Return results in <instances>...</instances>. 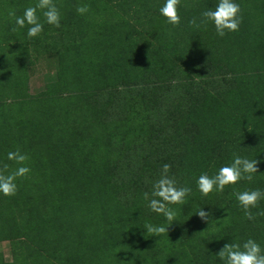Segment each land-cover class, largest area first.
<instances>
[{"label":"trees","instance_id":"obj_1","mask_svg":"<svg viewBox=\"0 0 264 264\" xmlns=\"http://www.w3.org/2000/svg\"><path fill=\"white\" fill-rule=\"evenodd\" d=\"M54 2L61 26L28 38L8 12L36 0H0V168L19 166L7 160L17 149L31 168L15 196L0 194L12 253L0 264H220L231 241L264 247V200L248 220L232 187L205 197L195 183L236 153L259 172L237 189L264 190V0H237L239 31L223 37L190 23L216 0H181L179 26L161 0ZM44 55L57 56L56 80L32 96L31 58ZM164 164L193 189L170 226L143 197Z\"/></svg>","mask_w":264,"mask_h":264},{"label":"clouds","instance_id":"obj_2","mask_svg":"<svg viewBox=\"0 0 264 264\" xmlns=\"http://www.w3.org/2000/svg\"><path fill=\"white\" fill-rule=\"evenodd\" d=\"M180 4L181 0H161L158 13L166 24L172 26L181 24ZM76 11L78 14L84 15L88 12V8L79 6ZM240 14L241 8L237 0H216L214 8H207L201 12L199 23L196 20H192L190 23L197 28L210 24L215 28L216 34L223 37L229 32L239 31ZM8 16L15 25L13 31L27 28L28 38L39 37L45 30V24L59 28L62 20L61 11L54 0H36L34 5L23 10L22 15H17L13 9L9 10ZM28 159L27 154L22 153L19 149L7 153V160L14 161L19 166L11 172L8 171V164H4L0 168V194L6 197L16 195L18 191L17 179L27 176L31 172V168L26 164ZM257 165V159H249L234 153L231 161L220 166L214 174L209 175L207 172L200 174L195 181L196 188L202 196L207 197L212 193L224 192L226 187H232V195L238 206L242 208L248 220H253L251 210L257 208L260 201L264 200V190L256 188L240 191L237 186L242 181L252 182L254 180L259 173ZM170 168L169 164L163 165L159 178L152 184L151 197L147 192L143 194L150 211L162 215L169 226L177 217V209L172 206L184 205L193 191L190 186H178L176 179L169 175ZM210 214L212 215L204 208L196 212V215L207 222ZM169 226L146 223L144 229L150 236L160 237L168 233ZM215 255L220 264H264V247L253 238H248L243 242L226 243Z\"/></svg>","mask_w":264,"mask_h":264},{"label":"rangeland","instance_id":"obj_3","mask_svg":"<svg viewBox=\"0 0 264 264\" xmlns=\"http://www.w3.org/2000/svg\"><path fill=\"white\" fill-rule=\"evenodd\" d=\"M31 58L33 61L28 72V91L35 96L45 91L46 86L55 82L58 71V61L55 55H44V57ZM0 254L5 262L12 261L11 246L9 243H0Z\"/></svg>","mask_w":264,"mask_h":264}]
</instances>
